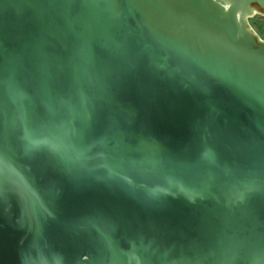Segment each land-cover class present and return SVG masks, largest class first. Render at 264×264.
I'll return each instance as SVG.
<instances>
[{
  "label": "water",
  "instance_id": "95a60500",
  "mask_svg": "<svg viewBox=\"0 0 264 264\" xmlns=\"http://www.w3.org/2000/svg\"><path fill=\"white\" fill-rule=\"evenodd\" d=\"M254 16L264 0H0V264H261Z\"/></svg>",
  "mask_w": 264,
  "mask_h": 264
},
{
  "label": "rangeland",
  "instance_id": "374dc122",
  "mask_svg": "<svg viewBox=\"0 0 264 264\" xmlns=\"http://www.w3.org/2000/svg\"><path fill=\"white\" fill-rule=\"evenodd\" d=\"M252 29L256 32V34L264 40V17L254 16L248 20Z\"/></svg>",
  "mask_w": 264,
  "mask_h": 264
},
{
  "label": "snow or ice",
  "instance_id": "6c2138e0",
  "mask_svg": "<svg viewBox=\"0 0 264 264\" xmlns=\"http://www.w3.org/2000/svg\"><path fill=\"white\" fill-rule=\"evenodd\" d=\"M69 2H72V0H69ZM39 118V116H37ZM261 264H264V259H262Z\"/></svg>",
  "mask_w": 264,
  "mask_h": 264
}]
</instances>
